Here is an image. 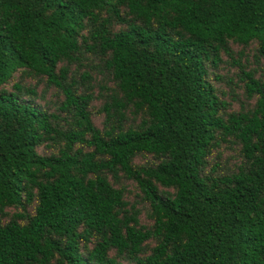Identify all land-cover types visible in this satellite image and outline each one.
I'll return each instance as SVG.
<instances>
[{
  "label": "trees",
  "instance_id": "trees-1",
  "mask_svg": "<svg viewBox=\"0 0 264 264\" xmlns=\"http://www.w3.org/2000/svg\"><path fill=\"white\" fill-rule=\"evenodd\" d=\"M253 41L264 58V0H0V264H264V70L240 68L252 103L236 111L207 74ZM82 51L112 82L101 128L62 65ZM17 70L59 92L58 112L2 87ZM219 142L239 158L220 172Z\"/></svg>",
  "mask_w": 264,
  "mask_h": 264
},
{
  "label": "rangeland",
  "instance_id": "rangeland-1",
  "mask_svg": "<svg viewBox=\"0 0 264 264\" xmlns=\"http://www.w3.org/2000/svg\"><path fill=\"white\" fill-rule=\"evenodd\" d=\"M84 35L87 33V28L83 29ZM256 42H250L248 45H241L236 42H229L230 56L221 53V61L216 67L208 65L207 74L210 82L215 88L219 99L228 103L226 111H236L242 107L250 105L251 99H246L242 74L240 68L243 70H252L254 78L262 79V71L264 70V58L258 55L256 50ZM68 67L67 76L75 81L77 92L84 89L91 93L92 98L88 103L87 109L90 112V120L94 126L101 128L103 119V112L100 110L101 104L105 99L112 82L104 75V69L101 60L97 55L82 51L78 54V59L70 63L62 62V65ZM83 73L88 74V77L81 78ZM18 82L23 87L33 86L37 94L36 101L44 108L50 111H55L57 98H60L59 92L52 86L44 83L42 78H36L26 73H21L17 70L12 77L2 85L5 90H10L12 84ZM128 111V110H127ZM58 112V111H55ZM128 119L131 114L127 113ZM40 153H48L49 147L40 145L38 147ZM149 159L148 155H138L134 157L135 164H143L145 160ZM237 145L229 142H219L217 146L212 148L207 156L208 169L211 164H217V170L223 171L234 167L238 162ZM125 188L124 199L128 202L127 207L131 205L138 209V222L142 225L151 223L149 218V206L147 201L142 197L138 187L130 179L122 178L120 181ZM162 189V187H159ZM7 211H13V208H6Z\"/></svg>",
  "mask_w": 264,
  "mask_h": 264
}]
</instances>
